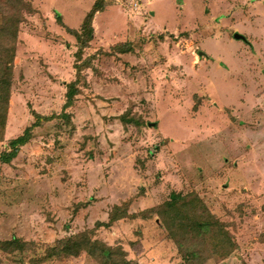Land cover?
Instances as JSON below:
<instances>
[{
    "label": "rangeland",
    "instance_id": "rangeland-1",
    "mask_svg": "<svg viewBox=\"0 0 264 264\" xmlns=\"http://www.w3.org/2000/svg\"><path fill=\"white\" fill-rule=\"evenodd\" d=\"M96 1L82 49L64 29L79 30ZM189 1L16 6L0 156L34 113L52 119L10 164L0 157V243L20 241L0 244V264H185V220L154 212L173 192L196 193L238 246L201 264H264V0ZM70 236L78 257H44Z\"/></svg>",
    "mask_w": 264,
    "mask_h": 264
},
{
    "label": "trees",
    "instance_id": "trees-1",
    "mask_svg": "<svg viewBox=\"0 0 264 264\" xmlns=\"http://www.w3.org/2000/svg\"><path fill=\"white\" fill-rule=\"evenodd\" d=\"M23 0H0V142H2L6 128L7 110L11 97V86L13 83V63L17 47L19 25L22 23L16 6L22 5ZM103 11L102 5L96 1L90 11L85 15L79 30L66 29V32L74 36L80 47L87 48L93 39L92 21L97 13ZM56 21L62 25L61 16L55 13ZM75 82L67 85L66 105L64 109L73 104L77 95ZM35 120L27 128L22 136H19L8 143L10 152L3 153L1 162L10 164L17 156L19 148L25 146L30 138L31 131L41 122L49 121L52 118L33 114ZM156 215L161 218L172 217L185 220L187 224V237L176 242L178 254L181 255L185 264H201L203 253L211 252V256L216 261L226 260L234 254L238 248L234 237L222 222H219L209 211L207 206L195 194L183 195L181 193H171L169 199L162 205L154 209ZM20 242V241H19ZM17 241L1 242L2 247H16L20 243ZM204 249V250H203ZM83 252L82 244L78 237L70 236L56 242V245L46 250V259H62L78 257ZM42 262V260H40Z\"/></svg>",
    "mask_w": 264,
    "mask_h": 264
},
{
    "label": "crops",
    "instance_id": "crops-1",
    "mask_svg": "<svg viewBox=\"0 0 264 264\" xmlns=\"http://www.w3.org/2000/svg\"><path fill=\"white\" fill-rule=\"evenodd\" d=\"M143 2L145 3V5L147 4H149V3H151V2H153V0H140V1H137V0H131V4L134 6V7H136L135 9L137 10L138 9V7L140 8V6H143ZM186 2V4L184 5L186 8H187V6L189 5L190 6V4H189V2H191V1H189V0H184V3ZM141 3V4H140ZM139 5V6H138ZM98 14V13H97ZM151 15H152V13H151ZM83 19H84V17H83ZM83 21V20H82ZM82 21H81V24H82ZM81 24H80V26H81ZM80 26H79V28H80ZM78 28V29H79ZM66 29H70V30H74V28H66ZM66 29H64L65 30V32H66ZM67 33V32H66ZM68 34V33H67ZM235 34H237V33H233V35H232V39L233 40H231V43L233 42V41H237V42H241V40H236V39H234V35ZM68 35H70V34H68ZM240 35V34H239ZM71 36V35H70ZM240 36H242V35H240ZM244 37V36H243ZM246 39V38H245ZM7 131V130H6ZM5 142H3L2 144H4V146L6 145V141H11V139L9 140H7L6 139V135H5V140H4ZM1 147V146H0ZM6 149V147H2V148H0V149ZM3 151V150H2ZM17 158V157H16Z\"/></svg>",
    "mask_w": 264,
    "mask_h": 264
},
{
    "label": "water",
    "instance_id": "water-1",
    "mask_svg": "<svg viewBox=\"0 0 264 264\" xmlns=\"http://www.w3.org/2000/svg\"><path fill=\"white\" fill-rule=\"evenodd\" d=\"M234 39H236V40H244V38L242 36L238 35V34L234 35Z\"/></svg>",
    "mask_w": 264,
    "mask_h": 264
}]
</instances>
